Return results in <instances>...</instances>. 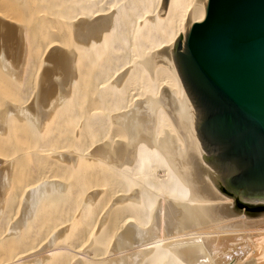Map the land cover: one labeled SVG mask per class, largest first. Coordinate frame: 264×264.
I'll use <instances>...</instances> for the list:
<instances>
[{"label": "bare ground", "instance_id": "1", "mask_svg": "<svg viewBox=\"0 0 264 264\" xmlns=\"http://www.w3.org/2000/svg\"><path fill=\"white\" fill-rule=\"evenodd\" d=\"M208 2L0 0V264H264L175 61Z\"/></svg>", "mask_w": 264, "mask_h": 264}, {"label": "water", "instance_id": "2", "mask_svg": "<svg viewBox=\"0 0 264 264\" xmlns=\"http://www.w3.org/2000/svg\"><path fill=\"white\" fill-rule=\"evenodd\" d=\"M175 61L213 180L244 218L263 217L264 0H209L181 27Z\"/></svg>", "mask_w": 264, "mask_h": 264}, {"label": "rangeland", "instance_id": "3", "mask_svg": "<svg viewBox=\"0 0 264 264\" xmlns=\"http://www.w3.org/2000/svg\"><path fill=\"white\" fill-rule=\"evenodd\" d=\"M220 189H221L223 192H225L221 187H220ZM225 194H226V193H225ZM263 217H264V216H263ZM260 218L262 219V217H260ZM260 218H252V219H254V220H255V219H256V220L259 219V220H260Z\"/></svg>", "mask_w": 264, "mask_h": 264}]
</instances>
